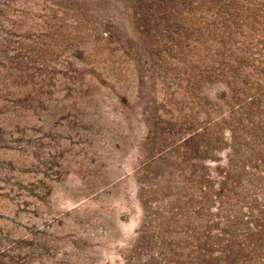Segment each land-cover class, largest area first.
<instances>
[{"label":"rangeland","instance_id":"obj_1","mask_svg":"<svg viewBox=\"0 0 264 264\" xmlns=\"http://www.w3.org/2000/svg\"><path fill=\"white\" fill-rule=\"evenodd\" d=\"M0 264H264V0H0Z\"/></svg>","mask_w":264,"mask_h":264}]
</instances>
